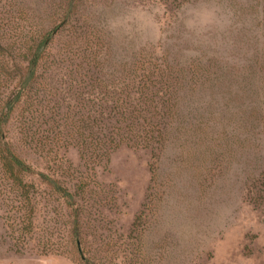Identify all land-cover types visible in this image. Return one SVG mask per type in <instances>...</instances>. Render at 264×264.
I'll return each instance as SVG.
<instances>
[{
	"label": "rangeland",
	"instance_id": "rangeland-1",
	"mask_svg": "<svg viewBox=\"0 0 264 264\" xmlns=\"http://www.w3.org/2000/svg\"><path fill=\"white\" fill-rule=\"evenodd\" d=\"M72 2L42 63L53 87L38 80L55 94L6 130L74 207L0 176V264H264V0ZM40 3L47 24L67 0ZM79 130L108 154L83 159Z\"/></svg>",
	"mask_w": 264,
	"mask_h": 264
},
{
	"label": "trees",
	"instance_id": "trees-1",
	"mask_svg": "<svg viewBox=\"0 0 264 264\" xmlns=\"http://www.w3.org/2000/svg\"><path fill=\"white\" fill-rule=\"evenodd\" d=\"M41 1L42 0H0V54L7 58L6 65L13 70L16 76L10 79V81H4L3 84L0 83V88L2 89L0 92V176L2 178H11L12 183L18 188H24L26 186V183L23 182V177L25 175H37L41 178V181L48 186H52V182H55L43 172L32 170L31 167L16 154L8 140L6 130L7 124L14 119L15 115V120L18 121L19 118L23 116L24 111L31 110L28 105H32L33 101L40 106L41 102L46 101L44 99V93L48 94L50 97L55 94L54 91L52 92L48 89V83L43 81L38 82V80H43L45 74V78L49 79V84L51 85L52 83V73L55 68H43L42 63L45 55L50 51L48 47L55 35H57L65 25L70 27V20L72 21L70 12L72 11L73 0H67L64 15L54 18L47 24L43 23L41 20ZM31 24L34 25V30L32 31V36H29L27 33L29 27L32 26ZM9 31H11V34L16 35V51L14 50L15 41L7 42L8 39L10 40L9 37H6ZM2 62L3 61L0 59V74L1 71H4V64ZM21 65L22 67H20ZM39 94H42V98L38 100L37 96ZM33 96H35L34 99H32ZM26 104L27 106L24 107L23 105ZM57 107L58 106L54 103L48 110L53 112ZM34 113L35 110L32 114ZM16 117H18V119ZM32 118L35 119V117ZM38 124L39 123L33 124L36 126L35 129L38 128ZM19 126L20 131H25L24 136L27 142L36 144L35 146L41 151H43L45 147H48L47 145L50 146L53 141L54 145L58 143V137L51 138L36 130L31 132L30 126L26 121H22ZM74 137H71L68 142L70 140L76 142L75 146L80 151L83 159L95 155V158H99L100 160L102 156L100 155V149L108 154L107 152L110 147L100 145V137L99 140L96 138H86L80 130L77 131L76 139ZM49 150L51 152V148H49ZM102 158L105 159L107 157L104 156ZM52 188L60 198L65 201L66 207H74L71 203H67L69 202L68 199L74 197V195L69 193L65 187L52 186Z\"/></svg>",
	"mask_w": 264,
	"mask_h": 264
},
{
	"label": "water",
	"instance_id": "water-1",
	"mask_svg": "<svg viewBox=\"0 0 264 264\" xmlns=\"http://www.w3.org/2000/svg\"><path fill=\"white\" fill-rule=\"evenodd\" d=\"M77 244H78V250H79V253L81 254V257H83L82 251H81V249H80V247H79V243L77 242Z\"/></svg>",
	"mask_w": 264,
	"mask_h": 264
}]
</instances>
